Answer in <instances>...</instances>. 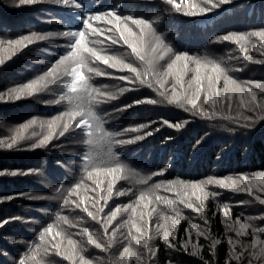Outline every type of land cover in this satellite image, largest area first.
<instances>
[{
  "label": "trees",
  "instance_id": "obj_1",
  "mask_svg": "<svg viewBox=\"0 0 264 264\" xmlns=\"http://www.w3.org/2000/svg\"><path fill=\"white\" fill-rule=\"evenodd\" d=\"M86 2L89 7L99 10L119 2L123 6L121 14L151 20L156 32L164 36L165 42L172 47L173 53L188 52L190 56L216 60L222 67L228 69L229 76L239 82L264 81V63L253 62L264 61V52H257L253 47L261 42L258 37H249L246 44L248 55L253 57V61L247 60L240 46L234 42L213 43L216 36L228 32H248L251 29L264 27V0H231V3L224 4L219 9L196 16L176 12L165 3V0H86ZM196 2L203 3V0H196ZM78 13L79 10H69L55 4L54 0H43L42 3L35 5H19L15 0H0V20L1 16L8 18L5 27L0 21V39L6 41L2 47L10 50L7 41L17 40L30 32L46 33L66 30L69 23L75 22L74 18L78 20ZM157 17L160 19H156ZM10 22H14L17 27H11ZM95 26L105 28L103 22H96ZM129 27L136 30L131 22ZM108 34L105 32V37H93L92 39L97 42L90 45L95 46L102 55L109 58V64L97 60L90 61L91 67L99 69L106 75L98 76L87 72L85 74L91 75V84L94 87L101 92L112 93L116 99H108L95 105L96 110L101 115L108 114L104 116L105 128L111 131L135 127L141 123L147 125L145 129L124 133L119 138L128 139L135 135H143L145 131H151L153 134L133 144L115 146L114 151L120 153L121 161L127 165L128 169L134 171H125L122 174L123 178L118 179L113 188L114 195L107 202L105 213H97V215H105L116 205L135 204L140 192H151L155 184L162 185L155 190L156 194L175 200L176 193L167 191L170 186L169 181L178 185L180 181L205 182L209 177L238 178L240 174H247L249 178H252L253 173L264 171V122L257 121L255 127L249 129L243 124L235 123L234 119L228 118L236 117L237 112L251 114L238 107V97H232L231 110L228 108L226 98L223 102L218 100L214 110L220 115L211 117L203 114L213 110V106L207 103L203 94L198 101V107L202 110L200 114L188 111L190 106L187 105L181 107L179 104H169L159 96L155 88L140 85L138 82L133 83L134 74L129 70L110 67L113 57L140 69L144 68V64L122 41L120 44L107 41ZM112 35L115 38L117 34L112 33ZM100 40L104 43H99ZM67 43L68 41L63 37H52L49 40L36 41L25 48H17L15 54L11 50L7 54L6 51L0 52V56L5 59V63L0 65V94L5 96V99H0V141L11 142V137L17 134L25 137L19 142L18 147L0 148V170L6 169L8 172L20 170L21 173H27L28 169L40 170L15 176L0 175V221L8 220V223L0 226V264H18V257L27 251V245L39 242L40 226L53 222L57 212L67 216L69 220L68 224H61L65 237L71 236L73 240H76L80 253L93 264H113L124 246H130L135 250L128 264H138L136 254L142 257L139 264H169V262L171 264H226V261L237 264L234 259H231L229 236L233 241L239 239L241 244L250 245L254 238L253 229H256V238L264 241V205L260 204L255 196L205 183L207 198L203 202L197 201L195 197L191 198L192 203L201 207L203 215L194 209L187 208L184 204L176 205L180 213V224L175 229V235L170 238L177 244L176 249H170L163 242L162 233L157 234L158 224L163 223L162 216L174 215L172 208L155 202L149 205V209L142 207L137 209L138 212H146L153 207L156 209L150 222L152 238L149 246L155 252L151 260L140 246L135 245L134 242L129 244L124 239L127 236L126 227L117 231L115 242L108 253L87 242V236L83 233L84 228H88L95 239L107 246L108 241L104 235L103 225L99 221H93L81 209H75L71 205L64 206L62 200L47 199V197L58 195L54 191L55 187H59L60 184L67 187L79 178L78 166L72 163L74 157L71 154L79 151L81 146L70 144L68 140L60 137L54 138L45 147L36 149L26 147L39 138V136H32L33 131L41 135L46 132V128L39 127L40 122L50 120L64 110L62 105L43 102L56 98L59 86H52L50 92L32 96L27 100V104L19 105L17 112H14V106L19 103L14 105L13 100L7 98L9 88L25 83L26 80L47 71L55 60L64 54ZM173 53H169L162 61H159L157 66L159 72H163L167 63L174 58ZM189 67L192 68L194 65L190 63ZM192 74L188 73L185 77L186 82ZM121 76H128L130 79L121 80L119 79ZM171 82L172 78L169 77V84ZM218 86L223 88V80ZM251 87L257 91L259 98L261 96L259 89L255 85ZM120 88L128 89V91L121 93ZM170 91L169 88V93ZM137 99H155L158 102L143 103L123 111H116ZM24 106H27L25 118L20 114V109ZM33 117H36L37 124L27 130L21 129L20 126ZM164 120L173 124L184 121L188 123L176 129L163 124ZM197 140L201 141L200 144H196ZM100 150L105 152L106 146L101 145ZM162 169L164 171L161 173ZM153 172L160 174L151 176ZM149 176V179H143ZM100 178L103 179L102 176ZM106 184L107 181L105 186ZM89 187H96V185L84 176V186L80 189L82 196L93 195L91 191L85 192V188ZM116 192H124V195L116 196ZM197 194L199 195V192ZM256 194L264 198V193L257 191ZM8 196L13 198L3 199ZM37 196L44 199H33ZM85 202L88 203V201ZM100 203L104 202L100 201ZM225 206L230 209L231 221L224 216ZM130 215V210L122 211L109 227V232L116 224L127 221ZM11 217H19V219H9ZM237 217L241 222L251 225L247 233L239 237L230 227ZM206 222H209L208 225ZM197 229L205 231L206 236L198 239ZM189 232L193 244L203 245L199 255L193 254L191 245L187 251L182 250V243L188 239ZM207 236H210L212 240L220 241L214 250L210 249V240L206 238ZM66 246L65 239L62 250L67 249ZM236 251H240L239 246ZM37 259L41 264H71L56 251H42ZM254 264L258 262L254 261Z\"/></svg>",
  "mask_w": 264,
  "mask_h": 264
},
{
  "label": "snow or ice",
  "instance_id": "obj_2",
  "mask_svg": "<svg viewBox=\"0 0 264 264\" xmlns=\"http://www.w3.org/2000/svg\"><path fill=\"white\" fill-rule=\"evenodd\" d=\"M18 2L19 5H35L42 3L43 0H18ZM54 3L62 5L69 10H79L78 20L74 18L75 22L69 23L66 30L46 33L30 32L27 35L19 37L17 40L7 41V44L10 46L13 54H15L17 48H25L36 41H45L52 37H63L68 41L64 54L56 59L43 74L9 88L7 90V98L18 100L22 97H32L39 93L52 91V86H59L56 98L43 102L51 105H62L64 106V110L60 111L58 115L51 117L50 120L40 122L39 127L41 129L46 128V132L41 135L33 131L32 136H39V138L35 143L28 144L26 147L29 149L45 147L54 138L60 137L68 140L70 144L81 146L79 151L71 154L74 157L72 163L78 166L79 178L67 187L64 184L55 187L54 191L58 195L47 197V199L62 200L64 206L71 205L75 209H81L93 221H99L103 225L104 235L108 241L107 246L95 239L88 228H84L83 233L87 236V242L90 245H94L95 248L102 249L103 252L108 253L115 242L117 231L122 227H126L127 236L124 239L129 244L134 242L135 245L140 246L148 259L151 260L155 252L149 246L152 238L150 222L156 209L153 207L146 212H138L137 209L140 207L149 209V205L155 202L163 203L172 208L174 215L171 217L162 216L163 223L158 224L157 234L162 233L163 242L170 249H176L177 244L173 243L172 239H170L175 235V229L180 224V213L176 205L184 204L187 208L194 209L197 213L203 215L201 207L192 203L191 198L195 197L200 202H203L207 198L204 187L205 183L209 185L216 184L237 193H249L255 196V199L260 204L264 205V198L256 194L257 191L264 193V171H260L253 173L252 178H249L247 174H240L238 178L209 177L205 182L180 181L178 185H174L173 182L169 181L170 186L167 191L176 193L175 200L156 194L155 190L162 187V185L155 184L151 192H140L135 204L116 205L105 215H97V213H105L107 202L114 195L113 188L117 180L123 178L122 174L125 171H134L128 169L127 165L121 161L120 153L114 151L115 146L142 141L153 133L145 131L143 135H135L128 139H123L119 137H122L124 133L138 132L141 129H145L147 125L141 123L135 127L124 128L119 131H111L105 128L104 116L108 114L104 113L101 115L96 110L95 105L108 99H116V96L110 92H101L91 84V75L85 74L87 72L98 76L106 75V73L99 71V69L90 66V61L92 60L103 61L104 64H109L107 56L102 55L95 46H90L97 42L92 39L93 37H105V32H107L109 33L106 36L107 41H110L112 44H120L122 41L124 45H128L132 53L144 64V68H137L115 57L112 58L113 62L110 64V67L113 69L122 68L129 70L134 74L132 78L133 83L138 82L140 85L155 88L159 96L163 97L164 101L169 104H179L181 107L187 105L190 106L187 109L188 111L200 114L202 110L198 107V101H200L203 94L207 103L213 106V110L203 114L211 117L213 115H220V113L214 110L218 100L223 102L226 98L228 100V108L231 110L232 97H238V107L245 109L247 113L251 114L237 112L236 117L229 116L228 118L234 119L235 123L243 124L244 127L249 129L254 128L257 121L264 122V81L239 82L229 76L227 74L228 69L222 67L221 63L216 60L207 57L190 56L188 52L173 53L172 47L165 42L162 34L156 32L151 20L121 14L123 6L119 2L103 10L89 7L86 0H54ZM165 3L170 5L171 9L176 12L196 16L219 9L222 5L231 3V0H203V3H197L196 0H165ZM156 19L160 18L157 17ZM96 22H103L105 28L95 26ZM129 22L135 27V31L133 27H129ZM112 33L117 34L115 38ZM249 37H258L262 42L259 47H255V45L253 47L258 52H264V27L251 29L248 32H228L216 36L213 43L220 41L234 42L240 46L246 59L253 61V57L248 55V48L246 47ZM98 42L104 43L103 40ZM0 44H3V41H0ZM3 51L4 49L0 48V52ZM169 53H173L174 58L167 63L163 72H159L157 70L159 61H162ZM253 62L264 63L261 60ZM4 63L5 59L3 56H0V65ZM190 63L194 67L190 68ZM189 72L193 74L186 82L185 77ZM169 77L172 78L170 84ZM119 79L128 81L130 78L128 76H121ZM221 80H223V88L218 86ZM251 85H255L259 89L261 93L259 98L257 91H254ZM169 88L171 90L170 93ZM125 91H128V89H119L121 93ZM0 99H5L4 94H0ZM157 102L155 99H137L132 104L124 105L123 109H117L116 111H123L126 108L143 103L156 104ZM187 123L188 121L174 124L168 120L163 121V124L176 129L184 127ZM36 124L37 119L33 117L20 127L23 130H27ZM24 139L23 135H14L11 137V142L0 141V148L12 149L13 147H18L19 142ZM200 142V140H197L196 144H200ZM101 145L106 146L105 152L100 150ZM39 171V169H28L27 173H21L20 170L8 172L5 169L0 170V175L15 176L17 174H28ZM163 171L162 169L161 173ZM158 174L160 173L153 172L151 176ZM84 176H87L96 185V187L85 188V192L91 191L93 193L91 196L81 195L80 189L84 186ZM101 176L103 179L100 178ZM149 178L150 176L143 179L147 180ZM105 181H107L106 186ZM197 192H199V195ZM115 195L122 196L124 192H116ZM12 198L8 196L3 199L11 200ZM33 199H44V197L37 196L33 197ZM85 201H88V203ZM100 201L104 203L101 204ZM129 210L131 212L129 219L116 224L115 227H112L111 232H109V227L121 212H128ZM229 211L230 209L225 206L223 209L224 216L228 221H231ZM9 219H19V217H11ZM6 223H8V220L0 221V226ZM68 223V217L57 212L53 222L40 226L38 232L39 242H32L27 245V251L18 257V264H41L37 257L42 251H56L58 255L69 260L71 264H93L91 260L85 258L80 253L76 240H73L71 236L65 237L61 224ZM230 227L237 237H239L246 234L251 225L241 222L240 218L237 217L235 223L231 224ZM256 232L257 230L253 229L254 238L250 245L241 244L239 239L233 241L231 236L228 237L231 259H234L237 264H254V261L258 262V264H264V241L256 238ZM196 235L199 239V237L206 236V232L197 229ZM206 238L210 240L211 250H214L216 245L220 243L219 240H212L210 236ZM65 239L67 240V250H62ZM49 245L50 247H48ZM189 245L192 246L193 254H200V249L203 245L193 244L190 232L188 233V239L182 243V250L187 251ZM237 246H239L240 251H236ZM132 255L131 247L124 246L113 264H127ZM141 259L142 257L136 254L138 264ZM226 264H230V261H226Z\"/></svg>",
  "mask_w": 264,
  "mask_h": 264
},
{
  "label": "rangeland",
  "instance_id": "obj_3",
  "mask_svg": "<svg viewBox=\"0 0 264 264\" xmlns=\"http://www.w3.org/2000/svg\"><path fill=\"white\" fill-rule=\"evenodd\" d=\"M5 1H7V0H5ZM16 2H18V0H15ZM19 3V2H18ZM1 24H2V26H6V23L8 22V18L7 17H5L4 18V16H1ZM10 24V26L12 27H17L16 26V24L14 23V22H10L9 23ZM0 41H3V43L4 42H6L5 40H3V39H0ZM262 42V41H261ZM260 42V43H261ZM260 43L256 46V47H259V45H260ZM3 46V44H0V48H2V49H4V51H6V54L7 53H9V51L10 50H8V48H5V47H2ZM258 52V51H257ZM5 54V55H6ZM21 71V73H23V71L22 70H20ZM28 80H26V82H27ZM29 98H32V97H22L21 99H18V100H16V99H11V101L14 103V105H16V104H18L17 106H14V112H17L18 111V107H19V105L21 104V103H25V104H27V100L29 99ZM4 101H8V100H4ZM27 106H24V107H22L20 110H21V112H20V114H22V116L25 118L26 117V111H27ZM227 190H229V189H227ZM132 252L134 253L135 252V250H133L132 249ZM119 255H120V253H118V255H117V257H119ZM130 262V259L127 261V264Z\"/></svg>",
  "mask_w": 264,
  "mask_h": 264
},
{
  "label": "bare ground",
  "instance_id": "obj_4",
  "mask_svg": "<svg viewBox=\"0 0 264 264\" xmlns=\"http://www.w3.org/2000/svg\"><path fill=\"white\" fill-rule=\"evenodd\" d=\"M197 203V202H196ZM208 220V219H207ZM185 221V220H184ZM203 221H205V220H203ZM209 221V220H208ZM187 222V221H186ZM214 222V221H213ZM212 222V223H213ZM184 223V222H183ZM188 223V222H187ZM207 223V222H206ZM209 223V222H208ZM208 223L206 224V225H208ZM186 224V223H185ZM193 223H191V225H192ZM204 224V223H203ZM214 224V223H213ZM205 225V224H204ZM190 226V225H189ZM65 249V248H64ZM65 250H67V249H65Z\"/></svg>",
  "mask_w": 264,
  "mask_h": 264
}]
</instances>
